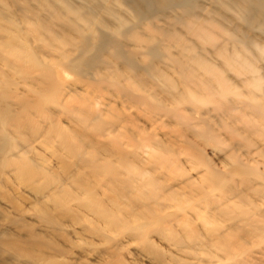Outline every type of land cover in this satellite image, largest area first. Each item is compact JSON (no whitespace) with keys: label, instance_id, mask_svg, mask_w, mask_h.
<instances>
[{"label":"rangeland","instance_id":"obj_1","mask_svg":"<svg viewBox=\"0 0 264 264\" xmlns=\"http://www.w3.org/2000/svg\"><path fill=\"white\" fill-rule=\"evenodd\" d=\"M26 2L22 10L0 0L7 18L0 44H22L30 65L25 74L0 60V112L10 113L0 133L11 158L32 168L24 182L0 154V264H264V59L257 50L245 52L263 77L253 89L248 73L226 64L234 45L225 33L215 40L222 51L153 33L168 58L153 60L162 76L130 72L103 54L98 86L91 74L81 78L64 66V51L78 53L75 32ZM163 23L165 33L174 30ZM224 26L256 32L237 21ZM40 27L60 38L43 48ZM114 38L142 65L143 46ZM185 55L193 56L191 82L179 64L165 65ZM35 60L46 63V79ZM100 127L113 131L100 136Z\"/></svg>","mask_w":264,"mask_h":264},{"label":"bare ground","instance_id":"obj_2","mask_svg":"<svg viewBox=\"0 0 264 264\" xmlns=\"http://www.w3.org/2000/svg\"><path fill=\"white\" fill-rule=\"evenodd\" d=\"M33 1L35 2V7L41 6L42 9H45V12L50 15V18L52 17L56 20V25L61 28L66 27L69 32H75L74 35L77 39H79V44H71V42H68L73 48H78V53L70 58L68 55H65L66 51H64L63 53L65 54L63 55L67 60L64 66L68 69L75 70L77 75L81 78H85L84 74H91L93 79V82L91 83H95L98 86L101 84L102 79L101 73H99L100 68L97 66V63L99 61V56L101 57L103 54H108L112 59L120 60L121 64L130 72L135 71L136 69H142L154 76H162L163 73L159 72L153 64V60L162 61L163 58L168 59L166 56L162 55L164 53L161 52L157 42L154 40L160 39L161 33L166 39H200L201 43L212 44L213 48L220 51L223 49L221 46L218 47L215 40L221 38L225 33L227 35L226 39H232L234 45L231 56L227 57L229 60L225 59L226 64L239 73H248L246 85L249 88L257 89V86H259L262 82L263 77L260 72L257 71L258 68H256L254 60L250 61L249 55H246L245 52L250 50V47H253L257 50V56L264 59V46H262L258 41V39H262L261 37H264V0ZM14 5L22 10L29 7L27 2L25 4V0H14ZM219 11L222 12L220 13ZM103 17H105V19ZM6 20V16H0V39L7 36V34L5 35L6 29L2 28L4 26L3 22H6ZM160 20L164 22L163 24H167L168 31L171 29L174 30L165 33V31L161 29L162 27L157 25ZM233 21L245 24L247 29L255 26L256 32L252 35V37H247V35L242 33L237 27L231 32L225 30V23ZM142 23L144 24L141 26ZM110 25L112 28H109ZM176 26L183 28V31L191 37L183 38L181 33L182 31H177ZM92 27L93 29L91 30ZM41 29L42 27H40L37 39L42 41L43 48L51 47V40L60 38L59 34L52 31L51 28H47L45 34H41ZM140 30L147 31L144 32V37L139 35ZM240 32L241 36L237 35ZM153 33L159 34L160 37L154 35ZM128 35L129 37H127ZM114 36L131 39L134 41L133 45L143 46V51L141 53L143 57L142 65L138 64L134 58V55L136 54L135 51H125L121 42L115 40ZM245 39L250 40L245 41ZM3 45L4 44H0V60L5 64V66L10 68L15 67L19 71H24L23 73L25 74L28 73L27 67H30V65L25 57L21 56V53L23 52L21 49L22 44L10 42L8 46L2 48ZM186 52L189 53L190 50L187 49ZM88 53H90V55H88ZM254 54L250 55H253L255 59L256 55L254 56ZM7 56H11L12 59L7 58ZM192 59L193 56L187 57L185 55L182 59L184 61L179 62L177 58L170 59V64L165 65L171 66V63L179 64L181 73L183 72V76L191 82L193 79H196L194 78L195 76H192L189 72V69L190 71L195 70L194 66L192 67L191 64ZM199 62L205 63L203 60H200ZM34 65L38 67L37 69L42 70L40 75L43 79H46V63L35 60ZM208 68L206 69L208 70ZM211 70L215 71L214 68H211ZM212 73L213 72H210L209 74L213 78ZM154 79L158 80L156 78ZM226 83V80L218 81V84L223 89L226 87ZM256 97L257 95H253L252 98L254 99ZM143 98L145 99V97H139L137 99L141 101ZM250 104H253L254 107L258 106L255 100H251ZM86 115L91 116L90 113H87ZM93 115V118H98L99 116L96 113ZM9 117V111L3 107L0 112V121H6ZM87 119L89 120L90 118ZM82 123L84 124L86 121L83 120ZM49 124V129H51V122ZM80 125L83 126L82 124ZM96 131H98L100 136H103L110 134L113 129L111 127H105V130H103V128L100 127L98 130L96 129L95 132H93L97 133ZM63 145L67 149L73 150L75 148L73 143L68 141H66L65 144L63 143ZM7 150L8 141L6 136L3 133H0V154H3L4 157L2 162H5V164H13L17 170L19 178L24 182H28L31 178L30 172L32 168L26 162L16 161V159L13 160L11 158L13 157L11 156L12 154L10 155L7 153ZM78 161L86 165L93 163L92 159L84 156L79 157ZM147 196L148 195H146V198Z\"/></svg>","mask_w":264,"mask_h":264}]
</instances>
